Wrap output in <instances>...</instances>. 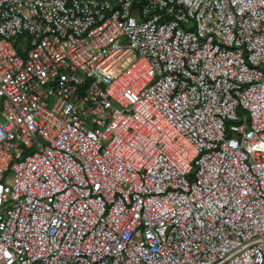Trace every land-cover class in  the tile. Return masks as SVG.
<instances>
[{"label":"built area","instance_id":"obj_1","mask_svg":"<svg viewBox=\"0 0 264 264\" xmlns=\"http://www.w3.org/2000/svg\"><path fill=\"white\" fill-rule=\"evenodd\" d=\"M0 264H264V0H0Z\"/></svg>","mask_w":264,"mask_h":264}]
</instances>
